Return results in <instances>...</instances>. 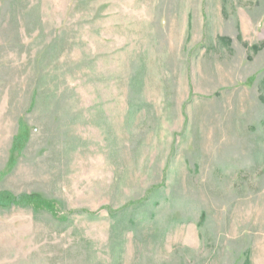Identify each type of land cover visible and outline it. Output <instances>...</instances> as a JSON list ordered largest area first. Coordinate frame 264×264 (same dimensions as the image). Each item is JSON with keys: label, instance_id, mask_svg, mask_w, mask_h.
<instances>
[{"label": "rangeland", "instance_id": "374dc122", "mask_svg": "<svg viewBox=\"0 0 264 264\" xmlns=\"http://www.w3.org/2000/svg\"><path fill=\"white\" fill-rule=\"evenodd\" d=\"M0 264H264V0H0Z\"/></svg>", "mask_w": 264, "mask_h": 264}, {"label": "trees", "instance_id": "16d2710c", "mask_svg": "<svg viewBox=\"0 0 264 264\" xmlns=\"http://www.w3.org/2000/svg\"><path fill=\"white\" fill-rule=\"evenodd\" d=\"M0 204L3 206H12V205L23 206V207L31 206L34 210H41V208L47 210L52 209V206H50V204L35 197L26 196V197L18 198V197H13L9 194L0 195ZM245 264H249V263L246 261Z\"/></svg>", "mask_w": 264, "mask_h": 264}]
</instances>
